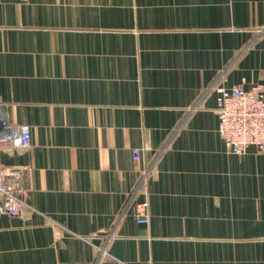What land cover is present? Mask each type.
Returning a JSON list of instances; mask_svg holds the SVG:
<instances>
[{
    "label": "crops",
    "instance_id": "crops-1",
    "mask_svg": "<svg viewBox=\"0 0 264 264\" xmlns=\"http://www.w3.org/2000/svg\"><path fill=\"white\" fill-rule=\"evenodd\" d=\"M263 25L264 0H0V107L30 132L0 149L26 204L0 264H264V151L229 154L214 112L264 99Z\"/></svg>",
    "mask_w": 264,
    "mask_h": 264
},
{
    "label": "built area",
    "instance_id": "built-area-1",
    "mask_svg": "<svg viewBox=\"0 0 264 264\" xmlns=\"http://www.w3.org/2000/svg\"><path fill=\"white\" fill-rule=\"evenodd\" d=\"M256 31L258 34L264 33V25ZM215 93L216 128L227 152L241 156L248 147L253 146L257 152L262 153L264 151V99L262 95L258 92L243 90L240 86H232L229 89L217 87ZM29 146V128L25 125L9 124L0 107V149L25 150ZM132 157L137 160L138 151H132ZM144 174L146 177V170ZM144 174L140 184L144 182ZM22 176L23 169L7 167L0 163V212L16 216L26 207L20 196ZM147 208L146 201L133 204V217L137 224H148Z\"/></svg>",
    "mask_w": 264,
    "mask_h": 264
}]
</instances>
